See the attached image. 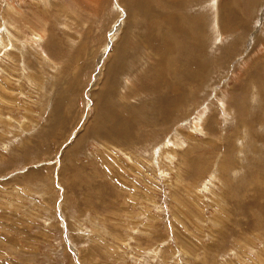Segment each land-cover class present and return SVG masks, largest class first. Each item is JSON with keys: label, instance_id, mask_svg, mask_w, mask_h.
Instances as JSON below:
<instances>
[{"label": "rangeland", "instance_id": "obj_1", "mask_svg": "<svg viewBox=\"0 0 264 264\" xmlns=\"http://www.w3.org/2000/svg\"><path fill=\"white\" fill-rule=\"evenodd\" d=\"M224 1L0 0V264H264V0Z\"/></svg>", "mask_w": 264, "mask_h": 264}, {"label": "bare ground", "instance_id": "obj_2", "mask_svg": "<svg viewBox=\"0 0 264 264\" xmlns=\"http://www.w3.org/2000/svg\"><path fill=\"white\" fill-rule=\"evenodd\" d=\"M228 0H225L223 3V24L225 25L226 29H233L236 27L241 28L244 25V21L242 20V17L239 16V13L236 12L235 8L233 5L226 4L225 2ZM139 0H132L131 3L136 4L138 3ZM261 2V1H260ZM138 5H140L138 3ZM256 5V4H255ZM257 6V5H256ZM262 6V5H261ZM264 7V6H263ZM215 8V7H214ZM248 8V7H247ZM216 9V8H215ZM222 9V8H221ZM261 9V8H260ZM158 13V11H157ZM241 13V12H240ZM255 14V13H254ZM255 17V16H254ZM140 18V17H139ZM192 18V17H191ZM256 18V17H255ZM138 20V18H137ZM186 20V19H185ZM189 21V20H188ZM182 22V21H181ZM140 26V25H138ZM246 26V25H245ZM188 28V27H187ZM249 28V27H248ZM248 30V29H247ZM250 30V29H249ZM251 31V30H250ZM230 32V31H229ZM231 35V34H230ZM236 35V34H235ZM253 37V36H252ZM251 37V38H252ZM219 40V39H218ZM234 40V39H233ZM243 41V40H242ZM118 83V82H117ZM114 86V85H113ZM115 89V88H114ZM171 92V97L174 96L175 90L173 88ZM117 90V89H116Z\"/></svg>", "mask_w": 264, "mask_h": 264}]
</instances>
